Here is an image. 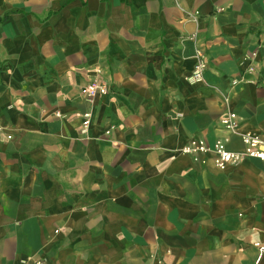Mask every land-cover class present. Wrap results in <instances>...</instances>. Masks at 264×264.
Returning a JSON list of instances; mask_svg holds the SVG:
<instances>
[{
	"label": "crops",
	"instance_id": "obj_1",
	"mask_svg": "<svg viewBox=\"0 0 264 264\" xmlns=\"http://www.w3.org/2000/svg\"><path fill=\"white\" fill-rule=\"evenodd\" d=\"M227 108L264 142V0H0V264H264V165L182 152Z\"/></svg>",
	"mask_w": 264,
	"mask_h": 264
},
{
	"label": "built area",
	"instance_id": "obj_2",
	"mask_svg": "<svg viewBox=\"0 0 264 264\" xmlns=\"http://www.w3.org/2000/svg\"><path fill=\"white\" fill-rule=\"evenodd\" d=\"M204 65L198 64L193 73L194 79H200ZM236 83L233 82V85ZM82 95L87 99H92L96 95H105L107 88L98 83H90L81 90ZM88 114H84L83 127L88 125ZM222 129L239 139L242 147L241 150L232 151L228 149L229 138L217 140L210 148L204 140L191 141L182 149L184 154L192 155L196 160L198 155L210 154L214 165L219 169H224L227 165L237 164L245 159H254L264 165V142L256 134L240 131L239 123L236 120V114L227 108L224 117L220 121ZM29 264V263H28ZM31 264H42L40 261H34ZM152 264H163L156 261Z\"/></svg>",
	"mask_w": 264,
	"mask_h": 264
}]
</instances>
